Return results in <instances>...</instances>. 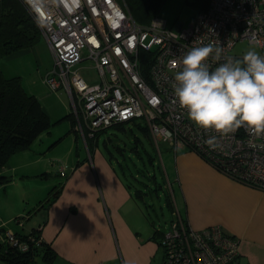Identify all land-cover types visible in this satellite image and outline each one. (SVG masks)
Masks as SVG:
<instances>
[{
	"label": "built area",
	"instance_id": "1",
	"mask_svg": "<svg viewBox=\"0 0 264 264\" xmlns=\"http://www.w3.org/2000/svg\"><path fill=\"white\" fill-rule=\"evenodd\" d=\"M22 1L53 52L46 79L69 93L75 129L85 140L118 122L140 124L157 146L162 140L175 152L189 148L218 170L264 190V135L245 127L227 136L198 128L174 91L175 75L193 47L211 42L223 55L243 61L233 48L248 40L264 56V0H209L190 24L170 27L157 15L137 21L127 0H36L35 7ZM84 60L93 62L96 77L84 75ZM222 62L209 59L212 68ZM211 137L220 145L216 150L205 143ZM170 192L174 216L160 238L162 264H238V237L220 224L194 228L177 207L173 188ZM4 241L26 251L42 239L8 230Z\"/></svg>",
	"mask_w": 264,
	"mask_h": 264
},
{
	"label": "rangeland",
	"instance_id": "2",
	"mask_svg": "<svg viewBox=\"0 0 264 264\" xmlns=\"http://www.w3.org/2000/svg\"><path fill=\"white\" fill-rule=\"evenodd\" d=\"M202 1L163 0L157 16L169 27L179 21L190 24L197 17ZM136 20L139 21L137 18ZM249 50L258 52L257 46L249 43L248 40L237 41L233 48V52L240 56H245ZM53 63L52 49L43 34L33 47L4 56L0 61L7 76H21L26 90L38 96L52 122L50 129L43 131L30 148L14 153L4 168V172L12 180L0 184L1 239H4L3 232L10 228L21 233L31 232L45 214V210L40 211V209L50 191L62 185L66 176L72 172V165L88 171L86 166L88 164L94 176H90L85 184L90 183L92 179L95 180L97 197L101 198L103 204L105 203L104 211L106 217L108 216L106 221L111 231V225L117 226V229L113 228L112 231L114 242L116 237H120L121 245L126 247L125 232H134L140 243L146 242L151 237V233L156 234L154 242L157 244V251L148 264H162L164 248L158 243L156 236L161 238L162 232L168 229L174 216L169 183L173 182L172 188L177 207L182 212L185 211L184 197L174 181L176 172L173 168V149L162 140L157 146L141 127L132 122H125L124 127L111 125L97 131L96 137L86 135L85 140L82 133L75 129L71 118L66 116L73 111L67 90L64 87L55 90L44 80L45 73L53 68ZM92 64L91 60H84L81 63L83 73L88 79L96 77ZM73 118L75 119L74 115ZM134 142L137 149L134 148ZM17 155L36 161H30L26 166L16 169L9 163L15 161ZM138 172H145L148 177ZM145 182L148 183V188ZM109 193L119 200L113 204L114 206L105 199V197L109 199ZM129 193L132 195L131 200L127 199ZM96 199L80 201V209L92 210ZM18 219L21 221L18 222ZM90 220L93 224L98 222L96 217ZM26 229L29 231L26 232ZM119 255L122 256L121 251ZM125 258L128 262L127 254ZM36 260L38 264H49L42 259L41 253ZM121 262L118 257V261L112 264ZM57 263L63 264L64 261L58 260ZM0 264H9V262L0 257Z\"/></svg>",
	"mask_w": 264,
	"mask_h": 264
},
{
	"label": "crops",
	"instance_id": "3",
	"mask_svg": "<svg viewBox=\"0 0 264 264\" xmlns=\"http://www.w3.org/2000/svg\"><path fill=\"white\" fill-rule=\"evenodd\" d=\"M173 152L174 181L185 200V211H180L191 226L201 229L213 224L222 225L228 233L239 239L238 264H264V190L218 170L189 148L182 147ZM17 156L15 161L9 163L16 169L36 161ZM86 166L88 171L72 165V172L63 182L58 198L50 205L42 204L40 211L44 209L45 214L32 228V231L38 230L42 240L55 251V262H47L58 264L59 260L64 261L63 264H112L119 257L122 261L120 264H148L157 251L154 242L156 234L151 233L146 242L140 243L134 232H125L126 247L121 245L120 237H116L114 242L112 231L117 226L111 225V231L106 221L105 203L97 197L95 180L85 184L90 176H94L89 165ZM97 176L100 177L99 174ZM169 185L172 188L173 182ZM109 194V199H105L114 206L119 200L112 193ZM94 198L97 199L92 210L80 209V201ZM127 199H132L130 193ZM93 217L98 221L96 224L91 223ZM9 230L15 232L12 228ZM120 251L122 256L119 255Z\"/></svg>",
	"mask_w": 264,
	"mask_h": 264
},
{
	"label": "trees",
	"instance_id": "4",
	"mask_svg": "<svg viewBox=\"0 0 264 264\" xmlns=\"http://www.w3.org/2000/svg\"><path fill=\"white\" fill-rule=\"evenodd\" d=\"M127 2L131 12L139 21L148 22L157 15V11L163 0H127ZM208 2L209 0H203L200 10L205 9L208 6ZM0 6L1 61V58L4 56L19 52L25 48L33 47L43 33L24 1L0 0ZM49 71L45 73L44 80L51 86L46 79V75ZM51 88L53 87L51 86ZM53 89L57 90L59 88ZM66 116L71 118L75 125L72 112ZM51 124L50 115L43 107L38 96L26 90L20 75L7 76L3 72L0 64V184H6L12 180V178L4 172V168L8 165L12 155L30 148L33 141L43 131L50 129ZM115 125L124 127L125 122H118ZM137 125L152 139L147 127L140 124ZM96 136L97 134L94 135V137ZM134 143V148L137 149L136 142ZM139 174L148 177L145 172ZM145 185L148 188V183L145 182ZM62 187L63 183L58 188L55 187L52 189L44 204L50 205L54 202L58 198V194L62 190ZM137 189L142 191V189ZM137 196L138 195H136V197ZM170 202L172 201H169V203ZM1 231L2 228L0 229V234ZM6 231L7 230L3 232V235H5ZM15 233L23 237L34 234L36 238H40V232L38 230H34L29 234H23L19 231H15ZM157 240L158 243H160V238ZM31 245L30 249L20 251L11 248L10 245L0 237V257L3 258V260H7L9 264L37 263L36 259H38L41 253L43 260L52 263L55 262V251L46 241L42 240L40 244L31 243Z\"/></svg>",
	"mask_w": 264,
	"mask_h": 264
},
{
	"label": "clouds",
	"instance_id": "5",
	"mask_svg": "<svg viewBox=\"0 0 264 264\" xmlns=\"http://www.w3.org/2000/svg\"><path fill=\"white\" fill-rule=\"evenodd\" d=\"M26 3L35 7L36 0ZM223 51L210 42L186 53L182 71L175 75L178 103L205 131L227 136L245 127L255 136L264 135V56L249 50L239 61ZM210 58L213 63L223 62L212 68ZM205 143L212 150L220 146L216 137Z\"/></svg>",
	"mask_w": 264,
	"mask_h": 264
},
{
	"label": "bare ground",
	"instance_id": "6",
	"mask_svg": "<svg viewBox=\"0 0 264 264\" xmlns=\"http://www.w3.org/2000/svg\"><path fill=\"white\" fill-rule=\"evenodd\" d=\"M40 237H41V234H40ZM41 239H42V237H41Z\"/></svg>",
	"mask_w": 264,
	"mask_h": 264
}]
</instances>
